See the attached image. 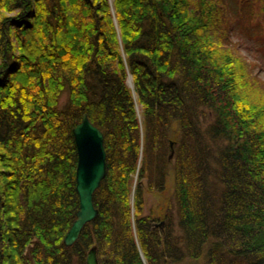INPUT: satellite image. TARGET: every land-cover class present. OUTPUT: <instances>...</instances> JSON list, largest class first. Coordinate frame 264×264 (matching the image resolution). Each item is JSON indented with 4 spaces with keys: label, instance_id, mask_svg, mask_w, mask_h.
Returning <instances> with one entry per match:
<instances>
[{
    "label": "trees",
    "instance_id": "16d2710c",
    "mask_svg": "<svg viewBox=\"0 0 264 264\" xmlns=\"http://www.w3.org/2000/svg\"><path fill=\"white\" fill-rule=\"evenodd\" d=\"M233 27L264 48V0H0V264L92 247L99 264H264V78ZM84 114L105 176L65 246ZM170 175L174 206L143 215V183Z\"/></svg>",
    "mask_w": 264,
    "mask_h": 264
},
{
    "label": "water",
    "instance_id": "95a60500",
    "mask_svg": "<svg viewBox=\"0 0 264 264\" xmlns=\"http://www.w3.org/2000/svg\"><path fill=\"white\" fill-rule=\"evenodd\" d=\"M72 132L77 151L75 189L79 207L75 213V219L63 238L65 246H71L85 224L96 217L97 210L93 205V194L105 176L103 133L89 121L86 114ZM85 264H99L95 247L88 251Z\"/></svg>",
    "mask_w": 264,
    "mask_h": 264
},
{
    "label": "rangeland",
    "instance_id": "374dc122",
    "mask_svg": "<svg viewBox=\"0 0 264 264\" xmlns=\"http://www.w3.org/2000/svg\"><path fill=\"white\" fill-rule=\"evenodd\" d=\"M110 3L112 0H109ZM113 14L115 15L113 7L111 8ZM231 11V10H230ZM115 23H116V17H114ZM229 23L225 24V26L229 27L231 23V19L228 20ZM229 39L231 43V47L238 50V53L240 56L250 65H253L255 67L254 73L259 75L261 78H264V48L261 46L260 43H257L254 37L244 35L241 33L240 28L237 29V27H233L232 30L229 32ZM129 87L132 88V81L131 77L127 79ZM139 108H137V111L139 113ZM169 155L168 159L171 160L173 156V146L172 144L169 147ZM137 176V175H136ZM135 176V180L133 184L135 185L137 182V177ZM144 208H143V215H148L151 213V215H157L155 212H159V208H165L166 206L173 207L174 206V200H173V183H172V177L171 175L167 179V185L164 188L163 191L157 192L156 190H151L150 188H147L146 184H144ZM173 209V208H172ZM160 213V212H159ZM173 226L176 225V215L173 216L172 213V219H171Z\"/></svg>",
    "mask_w": 264,
    "mask_h": 264
},
{
    "label": "bare ground",
    "instance_id": "6f19581e",
    "mask_svg": "<svg viewBox=\"0 0 264 264\" xmlns=\"http://www.w3.org/2000/svg\"><path fill=\"white\" fill-rule=\"evenodd\" d=\"M64 238V237H63ZM63 242V241H62Z\"/></svg>",
    "mask_w": 264,
    "mask_h": 264
}]
</instances>
